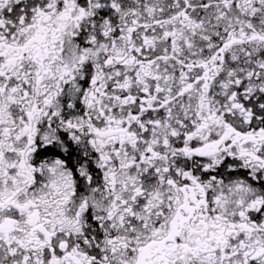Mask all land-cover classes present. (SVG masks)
Wrapping results in <instances>:
<instances>
[{
  "label": "snow or ice",
  "instance_id": "1",
  "mask_svg": "<svg viewBox=\"0 0 264 264\" xmlns=\"http://www.w3.org/2000/svg\"><path fill=\"white\" fill-rule=\"evenodd\" d=\"M0 264H264V0H0Z\"/></svg>",
  "mask_w": 264,
  "mask_h": 264
}]
</instances>
